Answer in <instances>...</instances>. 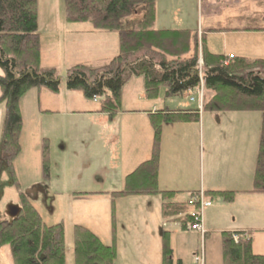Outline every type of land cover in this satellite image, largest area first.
Instances as JSON below:
<instances>
[{
  "label": "trees",
  "instance_id": "1",
  "mask_svg": "<svg viewBox=\"0 0 264 264\" xmlns=\"http://www.w3.org/2000/svg\"><path fill=\"white\" fill-rule=\"evenodd\" d=\"M36 0H0V104L4 106L1 131L2 160L12 171L20 153L21 98L32 89L59 90L57 72L40 68ZM156 0H64L65 21L88 23L98 32L117 33L119 54L100 68L77 65L65 75L67 91L80 92L84 99H100V112L114 117L120 111V93L132 77H141L147 101H155L163 91L166 99L182 96L202 82L209 99L201 112H254L261 115L260 137L255 161L252 193L264 194V60L224 57L202 49L203 67L197 66L196 32L154 29ZM142 9L144 16L131 29L124 21ZM123 28V29H122ZM199 78L202 80L199 82ZM204 99V97H203ZM153 131L151 157L126 176L124 189L113 197L158 195L161 215L167 220L182 215L189 222L190 207L173 203L171 192L157 189L160 129L163 125L198 121L195 111H157L150 115ZM43 173L48 175V147L43 149ZM230 203L234 193H205ZM114 231V223L112 232ZM162 264H171L169 238L162 235ZM252 239L234 245L230 234L222 235L223 264H264V256L251 250ZM9 247L13 264H65L62 224L44 226L40 215L24 195H20L15 215L0 221V248ZM73 264H113L114 246H105L88 229L75 226L72 234Z\"/></svg>",
  "mask_w": 264,
  "mask_h": 264
},
{
  "label": "crops",
  "instance_id": "2",
  "mask_svg": "<svg viewBox=\"0 0 264 264\" xmlns=\"http://www.w3.org/2000/svg\"><path fill=\"white\" fill-rule=\"evenodd\" d=\"M189 1L156 0L154 29L157 31H202L204 32L203 50L208 53L224 57L264 60V0H193L196 3L197 18L195 17L196 20L192 23L184 19L185 16L191 14L187 8ZM41 14L44 19L46 14L42 12ZM163 14L168 18L178 15L177 17L182 20L176 24L175 21L162 17ZM63 23L64 21L60 22V25H63L60 29L70 27L68 29L73 30L72 32L62 31L64 34L70 33L73 37L81 35V37L88 38L98 36V48L92 49V53L103 55H93L94 63L85 62L93 64L89 66H102L118 53V35L93 32L90 27L85 25L78 26L79 29ZM129 28L131 29V27ZM38 37L41 52L39 30ZM35 91L38 99L50 100L53 103L50 106H57L59 101L64 103L60 97L62 92L50 97L43 92L44 90ZM122 92H124L123 89H121L120 95V111L116 115V125L119 130H115L114 137L119 141V144H124L122 145L124 147L130 142L132 148L128 147L126 150L131 149L133 152L121 160L123 167L121 172L108 174L106 182H113L116 186L112 187V185L104 183L107 188L104 191H97L102 194L100 196L106 199L103 200V203L108 208L112 207L115 212V215L112 213V216H109L105 221L106 224H110L105 230L106 233L101 237L88 229L103 245L114 246L116 259L113 264H162L163 234L169 238L171 264H192V257L199 251L201 245V238L198 234L182 228V215L167 220L163 219L161 215L163 200L160 196L130 195L124 196V198L112 196L113 193L124 189L127 175L150 159L153 132L149 118L151 114L161 110L176 112L198 110L197 122L161 127L156 185L160 192L173 193L170 198L173 203H186L193 194L200 192L203 193L205 200L211 202V206L204 209L202 214V225L206 232L203 243L204 264H223L222 235L225 233H246L252 239V253L264 256V194L251 192L254 176L251 143L254 138L251 125L249 124L250 127L248 125L236 127L230 135H227L229 132L225 131L224 135L229 137L226 145L216 144L213 137L214 131L211 129L212 132L209 133L206 140L205 148L207 149L205 152L203 149L204 139H200V128L203 125L201 117L203 118L202 115L205 112L201 113L199 107L194 102H190L187 95L170 99L161 95L155 101L145 100L143 102L144 95L141 92L136 96H127L126 99ZM161 97L163 100H161L162 107L160 109L157 103H160ZM73 100L72 94L68 95L65 103L69 106ZM139 103H145L148 106L133 107ZM150 103L153 106H150ZM38 105L40 104H37L39 108ZM45 109L46 112L54 110L49 107H45ZM68 110H74L69 111L68 114L83 113L79 115L102 117V114L98 113L96 109L77 111L70 108ZM249 113L254 112L235 114V119L247 121ZM259 117L261 124V116ZM207 124L210 126L211 122ZM67 145L69 146L71 143L68 142ZM200 145H202L203 161H205L202 164V172L205 175L201 182ZM111 147L109 144V148ZM62 173H66V177L68 175L76 177L74 174L77 173V170H73V174L71 171L64 172V170ZM85 184L89 186L90 182H85ZM80 190L82 191L78 193L93 192L94 189ZM59 191L60 195L66 196L69 202L82 199L76 195L75 198L73 197L76 194L73 193L75 192L73 189L64 188V191ZM217 192L234 193L232 201L228 203L218 196H205V193ZM117 207L120 211L117 210ZM113 223L114 231L112 232ZM63 229L65 245L66 230L64 227ZM69 247H72V238ZM70 253L72 255L70 261L73 264L72 248Z\"/></svg>",
  "mask_w": 264,
  "mask_h": 264
},
{
  "label": "rangeland",
  "instance_id": "3",
  "mask_svg": "<svg viewBox=\"0 0 264 264\" xmlns=\"http://www.w3.org/2000/svg\"><path fill=\"white\" fill-rule=\"evenodd\" d=\"M36 1L39 10V13L37 10V29L41 34L40 68L54 69L57 72L58 78L60 79V91L54 94L45 88L32 89L21 98L19 102V112L22 121L20 153L12 163L13 173H11L7 164L2 160L1 131L4 119V106L0 104V221H7L14 217L15 210L18 207L19 197L20 195H24L29 199L32 206L40 215L44 226L49 227L61 223L63 224L66 230V264H72L70 261V257H72L70 250L72 247H69V245L71 244L73 228L75 226L85 227L100 236L106 233L105 230H107V226L110 224H106L105 221L109 216H112V213L115 215V212L112 207L108 208V206L103 203V200L106 199L100 196L102 194L97 191H104V189L107 188L104 183L110 184L112 187L116 186L113 182H106L108 174H117L121 172L123 170L121 160L127 158L133 151L131 149L126 150L128 147L132 148L130 142L124 147L122 146L124 144H119V141L114 137L115 130H119L116 125V115H118V113H116L114 117L101 113L99 111L100 99H84L80 92L67 91L65 88V75L69 68L77 65H85L88 68H100L101 66L92 67L89 65L93 64L85 62H93V55L99 56L103 54L92 53V49L98 48L97 35L88 38L81 37V35L79 37H73L70 33L64 34L62 31L72 32L73 30L68 29L70 27L60 29L63 26L60 25V22L64 21V25L74 27L85 25L90 27L93 32H103L95 31L88 23H67L64 15V0ZM187 8L191 14L185 16L184 19L192 23L197 18L196 3L190 0L187 3ZM41 12L46 14L44 19ZM195 12L196 14H194ZM143 16L144 11L140 8L136 9L135 13L124 21V29L135 27ZM177 16L178 15H175L173 18H168L165 14L162 15V17H166L178 24L177 22L182 19H179ZM203 27L205 28L204 25ZM103 34L117 35V33ZM196 35L198 41L197 66L201 70L203 67L201 53L203 49L204 32L197 31ZM118 54L119 42L118 53L114 57ZM228 59L230 60V58ZM262 71L264 72V70ZM2 74L3 72L0 69V75ZM131 79V81L129 80L130 82L127 81L123 85L124 88L122 89L124 92L122 93L124 99H126L127 96H136L140 92L144 95L143 79L141 77H132ZM200 81L202 80L199 78V82ZM35 90H44L43 92L50 97L51 95H59L62 92L60 97L64 103L62 104L59 101V104H56L57 106H50L53 103L50 100L38 99ZM71 94L74 100L71 101L68 106L65 101L67 96ZM184 94L189 97L190 102H194L201 109L203 100L205 102L210 98L208 91L204 90L201 82L196 89ZM161 95H163V91H161L160 96ZM143 97V102H145V95ZM162 98L163 97L160 98V103H157L160 109L162 107ZM38 103L42 105L41 107L38 105L39 108L37 107ZM150 104V106H153L152 103ZM147 106L148 105H145V103H139L133 107L142 108ZM45 107L54 110H48V112H46ZM70 108L77 111H80V109H96L98 113L102 114V117L79 115L83 113L68 114L70 113L69 111H74L68 110ZM239 113L242 112L221 114L203 113V118L201 117L203 125H201L200 128V139H204L203 149L206 152L207 148H205V144L209 137V133L212 132L211 129L214 131L213 137L215 138L216 144L226 145L229 141V137L224 135L225 131L229 132L227 135H230L236 127L249 126L250 124L254 138L251 143L255 168L260 124L259 116L261 115L259 113H249L247 114L249 119L247 121H242L235 119V114ZM209 122H211L210 126L207 124ZM68 142L71 143V145L68 146ZM45 144H47L48 147V175L43 173L42 156ZM109 144L112 146L111 148H109ZM203 162L205 161H203L202 145H200V182L202 181L203 175H205V173L202 172ZM63 170L64 172L71 171V174H73V170H77V173L74 174L76 177L69 175L66 177V173H62ZM85 182H90V185H86ZM64 188L73 189L75 191L73 193H76L74 195L72 194L73 197L75 198L76 195L77 197H82V199L69 202L66 196L60 195L61 192L59 190L64 191ZM80 189L94 190L93 192L78 193L82 191ZM109 196L111 195L109 194ZM121 198H124V196ZM117 210L120 211L118 207ZM203 243L204 239L201 240L199 251L192 257V264H196L195 258L197 256L200 257L199 253L201 248L203 250ZM199 262V264H204V251L203 258L200 257ZM0 264H13L9 247L0 248Z\"/></svg>",
  "mask_w": 264,
  "mask_h": 264
},
{
  "label": "built area",
  "instance_id": "4",
  "mask_svg": "<svg viewBox=\"0 0 264 264\" xmlns=\"http://www.w3.org/2000/svg\"><path fill=\"white\" fill-rule=\"evenodd\" d=\"M233 56H229L231 59ZM202 84V82H201ZM201 97V96H200ZM201 107V103H200ZM201 109V108H199ZM188 206L191 207V210L188 212V218L189 222L185 225V229L190 232H196L203 240L205 238L206 232L203 228L202 225V214L203 210L211 206V202L208 200H205L203 197V193H196L187 202ZM248 236L246 233H240V232H235L230 234V239L234 243V245H238L241 243L242 240L247 239ZM200 257L203 258V250L201 248ZM200 257L197 256L195 258V263L199 264L200 262Z\"/></svg>",
  "mask_w": 264,
  "mask_h": 264
},
{
  "label": "water",
  "instance_id": "5",
  "mask_svg": "<svg viewBox=\"0 0 264 264\" xmlns=\"http://www.w3.org/2000/svg\"><path fill=\"white\" fill-rule=\"evenodd\" d=\"M59 81H60V79L59 78H57V82L59 83Z\"/></svg>",
  "mask_w": 264,
  "mask_h": 264
}]
</instances>
